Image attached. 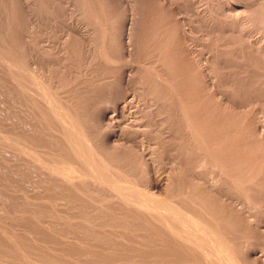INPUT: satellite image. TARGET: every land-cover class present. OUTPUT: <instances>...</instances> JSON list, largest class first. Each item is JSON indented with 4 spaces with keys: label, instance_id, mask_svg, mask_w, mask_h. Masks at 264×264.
<instances>
[{
    "label": "rangeland",
    "instance_id": "rangeland-1",
    "mask_svg": "<svg viewBox=\"0 0 264 264\" xmlns=\"http://www.w3.org/2000/svg\"><path fill=\"white\" fill-rule=\"evenodd\" d=\"M229 1L0 0V264H202L168 206L264 264V0Z\"/></svg>",
    "mask_w": 264,
    "mask_h": 264
},
{
    "label": "bare ground",
    "instance_id": "bare-ground-1",
    "mask_svg": "<svg viewBox=\"0 0 264 264\" xmlns=\"http://www.w3.org/2000/svg\"><path fill=\"white\" fill-rule=\"evenodd\" d=\"M229 1V0H228ZM232 1V0H231ZM263 1V0H262ZM226 2H227V0H226ZM234 2V1H233ZM245 2V1H244ZM243 1H242V3H244ZM257 2V1H256ZM256 2H254V3H256ZM259 2V1H258ZM257 2V3H258ZM231 2L229 1V4H230ZM236 3V2H235ZM234 3V4H235ZM246 3H248L247 1H246ZM252 3V2H251ZM256 3V4H257ZM260 3V2H259ZM238 5V4H237ZM235 6V5H234ZM239 6V5H238ZM256 6L257 5H255V8H256ZM264 6V5H263ZM259 7V6H258ZM231 8V7H230ZM254 7H252L251 5H249V4H244L243 5V7H241V8H237V9H234V8H232L233 10H237V14H244V13H248V12H250V11H253L254 9H253ZM261 8V7H260ZM257 9V8H256ZM259 9V8H258ZM263 11V10H262ZM234 13H235V11H233ZM253 14H254V12H253ZM249 16V15H248ZM248 16H244L246 19L248 18ZM254 16V15H253ZM242 17V16H241ZM253 18H255V17H253ZM242 19V18H241ZM254 20V19H253ZM264 20V19H263ZM256 21V20H255ZM246 22H248V21H246ZM252 22V21H251ZM114 56V55H113ZM173 79V78H172ZM209 104H211V103H209ZM209 104H208V106H209ZM54 108V107H53ZM61 108V107H60ZM186 109V108H185ZM62 114V113H61ZM65 114H66V112H65ZM64 117V116H63ZM71 117V116H70ZM65 118V117H64ZM63 119V118H62ZM69 120V119H68ZM71 121V120H70ZM264 121V120H263ZM188 123V122H187ZM260 123V122H259ZM258 123V124H259ZM262 124V123H261ZM71 125H72V123H71ZM256 125V124H255ZM193 125H191V127H192ZM255 127V126H254ZM258 127H260V126H258ZM258 127L256 128V130L258 129ZM189 128V127H188ZM194 127H192L191 129H193ZM261 128V127H260ZM195 130L197 129V128H194ZM195 130H194V132H195ZM200 130V129H199ZM219 131V130H218ZM259 131V130H258ZM191 132V131H190ZM189 132V133H190ZM205 132V131H204ZM261 132H263V131H261ZM199 133V132H198ZM191 134V133H190ZM193 134V133H192ZM196 134H197V130H196ZM250 134H252V132L250 133ZM261 134V133H260ZM194 135V134H193ZM192 135V136H193ZM263 135V134H262ZM76 136V135H75ZM85 136V135H84ZM192 136H190V137H192ZM196 136V135H195ZM198 136V135H197ZM202 136V135H201ZM253 136V135H252ZM257 136V135H256ZM214 137V136H213ZM258 137V136H257ZM74 138V137H73ZM78 138V137H77ZM82 138V137H81ZM233 138V137H232ZM263 138V137H262ZM261 138V139H262ZM75 139V138H74ZM83 139V138H82ZM195 139V138H194ZM200 139V138H199ZM230 139H231V137H230ZM229 139V141H231ZM244 139V138H243ZM76 140V139H75ZM196 140V139H195ZM81 141V139L79 140V142ZM78 142V141H77ZM201 142V141H200ZM221 142V141H220ZM223 142V141H222ZM75 143V142H74ZM195 143V142H194ZM202 143V142H201ZM205 143V142H204ZM215 143V142H214ZM227 142H225V145L224 146H222V147H224V148H226L227 149V144H226ZM233 143V142H232ZM264 143V142H263ZM229 144H231V142L229 143ZM25 145V144H24ZM196 145V144H195ZM202 145V144H201ZM205 145H207V148L205 147V149H208V151H210L209 149V145L208 144H205ZM214 145V144H213ZM217 145H218V143H217ZM232 145V144H231ZM197 146V145H196ZM200 146V145H199ZM260 146V145H259ZM216 147V146H215ZM239 147V146H238ZM254 147H256V145H254ZM257 147H258V145H257ZM262 147V146H261ZM199 148V147H198ZM226 149H225V151H226ZM229 149V148H228ZM259 149V148H258ZM262 149V148H261ZM204 150V149H203ZM219 149L217 148V151H218ZM201 151V150H200ZM214 151V150H213ZM228 151V150H227ZM231 151H233V150H231ZM230 151V152H231ZM262 151H264V148H263V150ZM261 151V153H263ZM216 152V151H215ZM251 152V151H250ZM260 152V151H259ZM200 153V152H199ZM211 153V152H210ZM210 153H208L207 152V154L206 153H204V156H203V154H202V156L200 155V158H201V160H200V158H199V161H201L200 162V165L199 166H197V167H201V166H206L207 164H206V161H207V158L209 157L208 156V154H210ZM218 153V152H217ZM221 153V152H220ZM245 153V152H244ZM248 153H249V151H248ZM212 154V153H211ZM222 154V153H221ZM226 154H228V152L226 153ZM246 154V153H245ZM251 154H253L254 155V152L252 153L251 152ZM256 154V153H255ZM215 155V154H214ZM214 155L213 156H211L210 155V157H212L214 160L212 161L211 159L212 158H208V159H210L212 162H210V163H212L213 164V167H212V170H208V173L209 174H207V176H210L208 179L210 180V181H208L209 182V187H210V190L212 191H210V190H208V191H210L212 194L215 192V191H217V194H219L220 193V191H219V186L221 185V184H224V182L225 183H227V182H230V181H226V180H229L230 179V176L231 175H233V173L232 174H230L229 173V171H228V168H227V170L225 171V172H223L222 171V167L220 166V163L221 162H223V161H220V163H219V158H216V156L218 157L220 154H216V156H215V158H214ZM231 155H232V152H231ZM235 155V154H234ZM243 155V154H242ZM248 154H246V156H247ZM262 155V154H261ZM224 156H226V155H224ZM230 156V155H229ZM256 156H258V155H256ZM255 156V157H256ZM220 157V156H219ZM232 157V156H231ZM239 157V156H238ZM255 157H252V159L253 158H255ZM222 158H223V156H222ZM233 158V157H232ZM231 158V159H232ZM234 158H236V157H234ZM258 157H256V159H257ZM262 157H260L259 159H261ZM252 159H250V160H252ZM258 159V160H259ZM224 160H226V158L224 157ZM228 160H229V158H228ZM240 160V159H239ZM242 160H244L243 158H242ZM254 160V159H253ZM262 160V159H261ZM198 161V160H197ZM215 161V162H214ZM230 161V160H229ZM232 161H233V159H232ZM247 161H249V155H248V160ZM234 162V161H233ZM251 162H253V161H251ZM250 162V163H251ZM257 162V161H256ZM197 163V162H196ZM228 163V162H227ZM231 163V161L229 162V164ZM241 163H244L243 161L241 162ZM246 163V162H245ZM248 163V162H247ZM250 163H248V164H250ZM254 163H255V160H254ZM254 163H251V164H254ZM211 164V165H212ZM222 164V163H221ZM226 164V163H225ZM234 164H237V163H234ZM234 164H232V165H234ZM240 164V163H239ZM238 164V165H239ZM251 164H250V166H251ZM210 165V164H209ZM222 165H224V163L222 164ZM231 165V166H232ZM237 165V166H238ZM227 166H229L228 164H227ZM236 166V167H237ZM243 166V165H242ZM248 166V165H247ZM254 166H256V164L254 165ZM253 166V167H254ZM261 166V165H260ZM264 166V165H263ZM235 167V166H234ZM249 167V166H248ZM258 167V166H257ZM256 167V168H257ZM232 170H233V168L232 167H230ZM242 168V167H241ZM259 168V167H258ZM261 168V167H260ZM263 168L264 167H262V170H263ZM201 169H203V168H201ZM237 169H239V168H237ZM245 169V168H244ZM247 169V168H246ZM253 169H255V168H253ZM252 169V170H253ZM200 170V169H199ZM224 170V169H223ZM235 170H236V168H235ZM240 171H241V169H239ZM262 170H260L261 172L259 173V175L260 174H262ZM96 171V170H95ZM240 171L238 172V170H237V174L238 173H240ZM244 171V170H243ZM243 171H242V173H243ZM259 171V170H258ZM230 172H232V171H230ZM247 172V171H246ZM253 172V171H252ZM94 173V172H93ZM225 173V174H224ZM236 173H234V175L236 174ZM195 174H196V172H195ZM227 175V177L229 178V179H225V178H223L222 177V175ZM246 174V173H245ZM248 174H250L249 173V171H248ZM253 174H255V172H253ZM253 174H252V176H253ZM93 175V174H92ZM87 176V175H86ZM195 176V175H194ZM220 176H221V178H223V179H225V181L223 182V181H220ZM245 176V175H244ZM244 176H243V179L240 181L241 182V186H246L247 184H249L248 182H250V183H252V179L251 178H253V177H251V176H245L246 178H244ZM94 177H96L95 175H94ZM94 177H92V179L94 178ZM196 177V176H195ZM225 177V176H224ZM238 178L240 177V175H238L237 176ZM255 177V176H254ZM197 178V177H196ZM241 178V177H240ZM232 181L231 182H233V180H236V183H237V178H235V179H233V176H232V179H231ZM93 181V180H92ZM220 182H223V183H221L220 184ZM253 182H254V179H253ZM260 182H261V180H260ZM218 183L220 184L219 186H218ZM246 183V185H244ZM258 184H260L261 185V183H259V181L257 182ZM257 183H256V185H257ZM101 184V183H100ZM112 184V183H111ZM232 184V183H231ZM255 183H253V185H254ZM225 185V184H224ZM223 185V188L225 187ZM233 185H234V183H233ZM236 185V184H235ZM255 185V186H256ZM111 186V185H110ZM157 186V185H156ZM222 186V185H221ZM248 186V185H247ZM254 186V187H255ZM107 187H109V186H107ZM114 187V186H113ZM257 187V186H256ZM260 187V186H259ZM109 188H111V187H109ZM251 188H253V186H251ZM116 189V188H115ZM218 189V190H217ZM246 189H248V188H246ZM256 189H258V188H256ZM259 189H261V188H259ZM222 190V189H221ZM237 190V189H236ZM244 190H245V188H244ZM147 191V190H146ZM246 191V190H245ZM188 193V192H187ZM114 194V193H113ZM204 195V194H203ZM215 195H216V193H215ZM248 195V194H247ZM118 197H120L119 195H117ZM155 196V195H154ZM194 196V195H193ZM245 196V195H244ZM263 196V195H262ZM201 197V196H200ZM224 197V196H223ZM252 197V196H251ZM193 198V197H192ZM203 198V197H202ZM200 200H202V199H200ZM236 200V199H235ZM261 200V199H260ZM233 201V200H232ZM197 202V201H196ZM195 201H194V203H196ZM202 202V201H201ZM240 202V201H239ZM251 202H252V200H251ZM259 202H261V201H259ZM264 202V201H263ZM142 203V202H141ZM145 203V202H144ZM143 203V204H144ZM152 204V203H151ZM206 204V203H205ZM239 204V203H238ZM145 205V204H144ZM148 205H149V202H148ZM147 205V206H148ZM178 205H179V203H178ZM254 205H255V202H254ZM150 206V205H149ZM240 207V206H239ZM247 207V206H246ZM147 208V207H146ZM152 208H154V206L152 207ZM156 208H158V207H156ZM156 208L154 209V211H157L156 210ZM166 209H164V212H156V214H153V215H155L156 217H157V219L158 220H160L161 221V223L164 225V230H167L168 231V233H170V235H173L174 234V236L173 237H175V239H176V241H178L179 243V245L182 247L183 245L185 246H183V248L186 250V246L187 247H190L191 249V251H193L192 253L194 254V249L196 250V252L195 253H199V256L201 255H203L202 256V259H204L205 258V260H203V263L204 264H217V263H219V264H245V262H247V263H249L250 264V261H251V263H254V264H257V263H255V260L253 261V259H251L252 257H251V254L250 255H248V252L246 253V255L243 257L244 259H249L250 261L248 262V260L246 261L245 260V262H242V259L240 260V259H238L237 257H236V255H235V251H234V247L233 248H230V246H228V242L230 241V238H233V237H231V236H229V235H231V233H233L235 230H232V228H231V225L230 224H226V225H228V227H229V229H228V227L227 226H223L224 228H222L223 229V231H221L222 229H218V225H220L221 224V226H222V223H220V224H218V225H215V226H217V227H215L216 229H217V231H218V233H216V229L213 227L214 225H213V222H206V221H203V220H198L197 218H193V216H191L189 213H191L192 214V212H190V210H189V212H188V210L187 211H183V210H177V209H173V208H171V207H165ZM204 209V208H203ZM259 209V208H258ZM150 210H151V208H150ZM210 210H211V207H210ZM247 210V209H246ZM196 212H199V211H196ZM196 212H194V216L196 215ZM211 212V214L212 215H209V216H213V218L214 219H217V221L220 219V221H221V219H222V216H223V214L220 212H216V210H213V208H212V211H209V213ZM246 212V211H245ZM259 212V211H258ZM263 212V211H262ZM155 213V212H154ZM206 213H207V211H206ZM225 213V212H224ZM249 213H250V211H249ZM261 213V212H260ZM183 214V215H182ZM198 214V213H197ZM200 214V213H199ZM235 214V213H234ZM251 214V213H250ZM253 214V213H252ZM256 214V213H255ZM202 216H204V214L202 215ZM226 216V215H225ZM249 216V215H248ZM196 217V216H195ZM198 217V216H197ZM199 217H200V215H199ZM198 217V218H199ZM206 216H204V218H205ZM224 217V216H223ZM263 217V216H262ZM202 218V217H201ZM219 218V219H218ZM246 218V217H245ZM250 218V217H249ZM206 219V218H205ZM224 219H226L225 217L223 218V220ZM228 219V218H227ZM229 219H230V217H229ZM263 219H264V217H263ZM208 220V219H207ZM245 220H247V219H245ZM249 220V219H248ZM144 221V220H143ZM225 221V220H224ZM252 221H254V220H252ZM251 221V222H252ZM219 222V221H218ZM246 222H248V221H246ZM259 222V221H258ZM264 222V221H263ZM216 223V222H215ZM227 223H229V222H227ZM255 223H257V222H255ZM236 224V223H235ZM258 224V223H257ZM261 224H263V223H261ZM230 225V226H229ZM220 226V227H221ZM234 226V225H233ZM263 226V225H262ZM227 227V228H226ZM234 228V227H233ZM235 229V228H234ZM228 231H233V232H228ZM230 233V234H229ZM235 236V235H234ZM223 239H225V241H223ZM233 240V239H232ZM231 240V241H232ZM182 245H181V244ZM224 243V244H223ZM171 244V243H170ZM234 244H236V243H234ZM240 245H242V244H240ZM134 247V246H133ZM237 249V248H236ZM239 249H241V248H239ZM238 249V250H239ZM187 250L189 251V249L187 248ZM237 250V251H238ZM188 251H186V253L188 252ZM219 251H225V253H223V254H225L226 255V258H227V260H225V259H223L222 258V253H220ZM242 251V250H241ZM184 253V254H183ZM183 255H185L186 253L184 252V250H183ZM189 253H191V252H189ZM219 254H221V255H219ZM237 254V253H236ZM242 254V253H241ZM196 255H198V254H196ZM243 255V254H242ZM187 256V255H186ZM185 256V257H186ZM201 256H200V258H201ZM205 256V257H204ZM198 257V256H197ZM204 257V258H203ZM177 258V257H176ZM184 259V258H183ZM186 259V258H185ZM177 260V259H176ZM184 261H187V260H183L182 262H184ZM196 262V261H195ZM186 262H184L183 264H185ZM202 263V264H203ZM246 263V264H247ZM198 264H199V262H198Z\"/></svg>",
    "mask_w": 264,
    "mask_h": 264
}]
</instances>
